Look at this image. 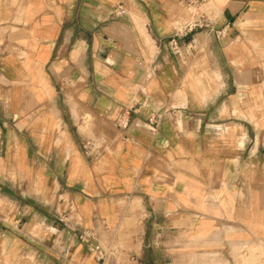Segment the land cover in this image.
<instances>
[{"label": "crops", "instance_id": "1", "mask_svg": "<svg viewBox=\"0 0 264 264\" xmlns=\"http://www.w3.org/2000/svg\"><path fill=\"white\" fill-rule=\"evenodd\" d=\"M205 8L177 54V0H0V264L264 242V0Z\"/></svg>", "mask_w": 264, "mask_h": 264}, {"label": "built area", "instance_id": "2", "mask_svg": "<svg viewBox=\"0 0 264 264\" xmlns=\"http://www.w3.org/2000/svg\"><path fill=\"white\" fill-rule=\"evenodd\" d=\"M209 1L210 0H177L178 3L193 10V18L183 28H179L175 31V36L170 41L172 44V49L175 53L181 54V47L176 39L178 35H184L202 27L209 28L210 31H214L217 36H223L227 31L226 27L218 30L208 24L210 19L207 16V9L205 6L209 3ZM130 111L131 107L125 108V110L118 117L119 124L123 128H127L129 125ZM160 120L161 116H152L149 120V129L151 131H155ZM84 150L86 154L93 156L100 153L101 147L97 144L96 140L89 138L84 142ZM57 218L64 224V226H73L66 211L57 212ZM78 239L80 242L88 246V248L94 253L95 257L101 262V264H109V258L110 256L114 255V251L110 246L107 247L100 243L98 240V234L95 230L82 229L78 234ZM133 259L134 257H132V260ZM136 264L144 263L141 261H136Z\"/></svg>", "mask_w": 264, "mask_h": 264}, {"label": "rangeland", "instance_id": "3", "mask_svg": "<svg viewBox=\"0 0 264 264\" xmlns=\"http://www.w3.org/2000/svg\"><path fill=\"white\" fill-rule=\"evenodd\" d=\"M147 243L145 242L144 250L139 255L125 251L119 259L116 256H110L109 264H136V261L144 264H264V242L242 244L236 256L231 259L213 251L181 255L179 244L172 247L173 255H168L164 241L150 242V245ZM132 257H134L133 260Z\"/></svg>", "mask_w": 264, "mask_h": 264}]
</instances>
